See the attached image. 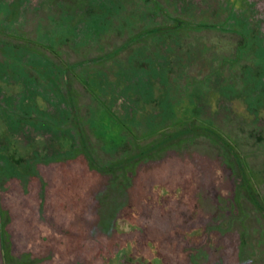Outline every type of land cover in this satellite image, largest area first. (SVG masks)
<instances>
[{
  "label": "rangeland",
  "instance_id": "rangeland-1",
  "mask_svg": "<svg viewBox=\"0 0 264 264\" xmlns=\"http://www.w3.org/2000/svg\"><path fill=\"white\" fill-rule=\"evenodd\" d=\"M0 219V264H264V0H0Z\"/></svg>",
  "mask_w": 264,
  "mask_h": 264
},
{
  "label": "trees",
  "instance_id": "trees-1",
  "mask_svg": "<svg viewBox=\"0 0 264 264\" xmlns=\"http://www.w3.org/2000/svg\"><path fill=\"white\" fill-rule=\"evenodd\" d=\"M82 83L85 85L89 92L90 88L88 84L84 80H82ZM89 94V101L86 102L83 107L84 110L81 111L80 114V120L83 125L85 134L88 135L92 144L95 147H98L101 152H103L104 154H110L111 156L115 157L118 153H120V151L123 150V145L129 142V137L133 136V131L129 123L112 121V119L114 120L113 116H117L116 112L121 117L124 115L123 110H125L126 104L123 100L129 99L122 96L121 94L119 97H114V93L109 94V96H113L114 99L113 97L105 99V97L103 96H95L90 92ZM193 115L194 113L192 114V112L190 111L188 120H186L185 122H181L177 126H180L183 123L185 124L187 121H189V119L193 117ZM170 118H167L168 122L166 123H163V121L160 120L156 125H154V127H149L150 130L148 132L150 133L153 131L152 133H157L163 131L172 122ZM207 124L211 126V122H208ZM248 173L250 177L255 180V176L252 173L251 169L248 170Z\"/></svg>",
  "mask_w": 264,
  "mask_h": 264
},
{
  "label": "crops",
  "instance_id": "crops-1",
  "mask_svg": "<svg viewBox=\"0 0 264 264\" xmlns=\"http://www.w3.org/2000/svg\"><path fill=\"white\" fill-rule=\"evenodd\" d=\"M1 222V219H0ZM3 239H2V227H1V223H0V248L3 249Z\"/></svg>",
  "mask_w": 264,
  "mask_h": 264
}]
</instances>
